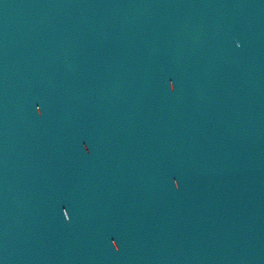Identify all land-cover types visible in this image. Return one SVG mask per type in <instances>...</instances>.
<instances>
[{
	"label": "water",
	"instance_id": "95a60500",
	"mask_svg": "<svg viewBox=\"0 0 264 264\" xmlns=\"http://www.w3.org/2000/svg\"><path fill=\"white\" fill-rule=\"evenodd\" d=\"M0 264H264V0H0Z\"/></svg>",
	"mask_w": 264,
	"mask_h": 264
}]
</instances>
